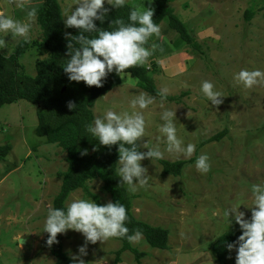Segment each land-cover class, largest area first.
<instances>
[{"label": "rangeland", "instance_id": "1", "mask_svg": "<svg viewBox=\"0 0 264 264\" xmlns=\"http://www.w3.org/2000/svg\"><path fill=\"white\" fill-rule=\"evenodd\" d=\"M58 2L64 21L65 10L75 8L76 0ZM126 3L133 8L153 9L152 0ZM42 5V0H0V11L22 21L29 10ZM168 6L197 47L181 41L166 20L159 25V37L149 40L150 47L154 44L155 49L148 61H158L152 62L149 75L158 91L168 88L167 97L173 100L166 99L162 109L160 98H156L153 105L143 110L146 129L140 143H156L157 126L162 123L160 115L164 109H170L176 110L178 136L185 144H195L196 151L188 159L176 154L162 159L193 160L184 166L179 177L164 174L157 161H141L151 177L150 187L129 193L135 220L168 231L167 249L151 248L142 237L140 242L130 245L143 256L137 258L126 251L117 262L116 252L121 244L118 238H110L103 243L87 244V255L82 257L86 264L100 259H104L103 264H219L210 252L212 242L226 231L240 230L234 221L228 225L224 211L237 201L251 207V185L264 183V84L249 89L234 79L241 69L264 71V0H173ZM249 8L254 15L247 22L244 14ZM64 28L70 35L73 28L65 24ZM3 39L8 45L0 49L4 56H10L19 44L26 43L19 59V73L34 77L36 63L48 56L36 19L26 42L13 39L11 34ZM204 80L212 82L223 94L220 105L212 106L201 94L200 84ZM141 92L144 91L137 86L136 79L123 75L121 84L95 103L93 114L100 115L108 106L116 112L131 111L130 100ZM36 125V107L26 101L0 108V146L11 147L8 156L0 161V264H55L43 246L42 231L48 208L61 186L60 175L67 168L66 154L37 137ZM224 130L226 135L220 141L202 145ZM202 153L210 158L207 174L194 167ZM85 188L71 192L65 207L77 197L98 205L111 202L101 181L92 180ZM239 210L250 219L249 209L241 206ZM60 235L63 251L75 264L72 257L79 256L84 236L73 230ZM235 257V249L229 251L225 264H235Z\"/></svg>", "mask_w": 264, "mask_h": 264}, {"label": "clouds", "instance_id": "2", "mask_svg": "<svg viewBox=\"0 0 264 264\" xmlns=\"http://www.w3.org/2000/svg\"><path fill=\"white\" fill-rule=\"evenodd\" d=\"M105 3L118 9L125 6L126 0H76L75 8L65 10V26L79 30L76 36L66 34V39L69 40L67 54L70 58L63 63L62 68L69 81L100 88L109 73L115 70L117 75L131 76L126 70L144 66L153 55L155 45H145L152 37L160 35V27L153 21L154 11L150 7H134L129 10L127 23L123 19H115L110 25L111 30H103L98 29L94 22L103 23L106 19L108 10L104 8ZM36 16V10L32 9L26 13V19L21 21L0 11V33L3 36L11 34L13 39L21 38L26 42ZM93 33L94 36L91 35ZM3 36H0V49L8 47ZM234 79L251 89L264 84V71L241 69ZM200 92L212 106L223 102V94L208 80L201 82ZM168 93L166 87L158 92L162 109ZM155 101V96L141 92L130 100L131 111L116 112L113 111V106H108L85 127V131L100 145L110 147L118 144V167L115 173L122 184L127 185L129 193L150 187L151 177L148 176L147 169L142 167L141 161L148 159L153 164V161L165 159L166 155L171 154L188 159L196 151L195 144H185L178 136L176 110L170 109H164L160 115L162 123L157 126L159 135L156 143H140L146 129L143 110L148 109ZM75 107L72 101H68L69 110ZM51 147L54 148L55 145ZM140 148L147 151L142 152ZM81 154L87 155V151ZM209 161V156L202 153L195 160L194 167L199 173L207 174L211 168ZM250 191L251 207L245 206L243 201H237L224 211L228 225L234 221L242 232L234 243L227 244L228 251H236L235 264H264V183L252 184ZM241 206L251 211L250 219H246L245 212L239 210ZM126 221V208L119 202L98 205L93 200L77 197L66 208L49 207L42 232L48 234L46 245L49 247L57 243L58 234H64L68 230L81 233L85 244L78 248L79 256H73L72 260L75 264H86L82 257L87 255L88 243H103L110 238H126L132 244L141 241L142 232L134 230L129 234ZM103 260H96L93 264H103Z\"/></svg>", "mask_w": 264, "mask_h": 264}, {"label": "trees", "instance_id": "3", "mask_svg": "<svg viewBox=\"0 0 264 264\" xmlns=\"http://www.w3.org/2000/svg\"><path fill=\"white\" fill-rule=\"evenodd\" d=\"M42 7L36 10V22L42 32V45L48 56L40 60L35 65V76L30 77L19 73V59L26 50V43L17 46L15 52L10 56L0 54V108L18 101H26L36 107L37 125L35 134L45 140L47 144L56 145L66 154V170L61 173V186L57 195L53 198L52 207L66 208L65 201L69 194L77 189L85 190V184L92 180H99L103 190L109 195L112 203L123 204L127 212L126 226L129 234L134 230H140L146 243L154 249L166 250L168 231L159 227H152L142 221L135 220L131 213L132 196L127 191L125 184L116 175L118 161V144L112 146H102L97 140L91 137L85 127L94 119L93 106L107 93L111 92L121 83V75H117L115 70L109 73L103 81V86H86L83 82L69 81L63 71V63L68 56L67 44L64 28L62 10L58 0H42ZM153 1V21L160 25L163 20L168 23V28L174 31L181 41L196 48L191 36L173 9L168 6L173 0H152ZM108 10L107 17L103 23L95 21L98 29L111 30L110 25L115 19H123L128 22V13L132 9L125 3L122 8H112L111 5H104ZM249 8L245 11V21H250L253 16ZM112 27H115L113 25ZM78 29L73 28L69 36H76ZM95 35V33L91 34ZM150 47V43L145 45ZM130 77L137 80V86L145 93L156 98L158 90L155 88L148 69L145 66L134 67L126 70ZM169 101L173 99L166 98ZM68 101L75 104L73 110L67 108ZM226 130L212 136L202 142V145L220 141ZM95 149V150H93ZM87 155H82L83 151ZM144 152L142 148L139 149ZM11 147L9 144L0 146V161L4 160ZM163 173L174 177L182 174L185 165L190 161H157ZM241 230H229L222 233L212 242L210 246L211 254L219 264H225V256L229 252L227 244L234 243ZM224 235V236H223ZM48 234L45 233L44 248L55 259V264H74L63 251L61 235L58 234L57 243L51 247L46 245ZM121 247L116 252V261L123 252H131L137 258L143 256L133 249L126 238H118Z\"/></svg>", "mask_w": 264, "mask_h": 264}, {"label": "crops", "instance_id": "4", "mask_svg": "<svg viewBox=\"0 0 264 264\" xmlns=\"http://www.w3.org/2000/svg\"><path fill=\"white\" fill-rule=\"evenodd\" d=\"M163 46H164V45H163ZM155 57H156V56H155ZM154 60H155V59H151V60L148 61L144 66H145L147 69H150V68H151V65H153L152 62H154ZM157 62H158V61L155 60V64H156ZM150 63H151V64H150ZM122 76H123V75H121V77H120V78H121V82H122ZM120 84H121V83H120ZM120 84H119V85H120ZM105 96H106V95H105ZM108 96H109V95H108ZM108 96H107V97H108ZM103 100H104V99H103ZM148 246H149V245H148ZM149 247H150V246H149ZM124 253H125V252H124Z\"/></svg>", "mask_w": 264, "mask_h": 264}]
</instances>
